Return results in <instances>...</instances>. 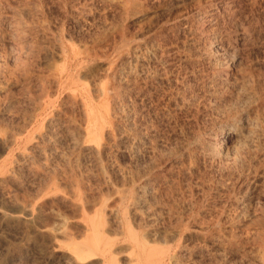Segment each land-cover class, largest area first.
Wrapping results in <instances>:
<instances>
[{
    "label": "rangeland",
    "instance_id": "rangeland-1",
    "mask_svg": "<svg viewBox=\"0 0 264 264\" xmlns=\"http://www.w3.org/2000/svg\"><path fill=\"white\" fill-rule=\"evenodd\" d=\"M83 1H86V2L83 3ZM228 1L230 2V6H229L230 11L223 13L221 11L220 5ZM216 5L217 7H215ZM204 11H210L209 13L211 15L206 14L204 16L205 14ZM199 16H200V19H199ZM216 18L218 19V21ZM0 20H1L0 21V264H67V263L68 264H80V263H77L73 257L74 256L72 252L73 244L76 242L82 241V240L84 241L85 238L89 239L88 237L90 236L92 237H90L89 240H92L93 237L95 236V232L93 231L95 227V223H96V226H97V223H100V225L98 224L97 230H99V233H100L99 235L101 237L100 238L97 237V238L102 240L100 241L102 242V244L100 243L98 246L99 248L97 247V249H95V251L99 250L96 252V253L98 252L99 253L88 264H95V263L101 264V260L103 258L102 256L99 257L101 253L100 251L103 249V244L104 243L106 244L107 238L112 237L111 239L115 243L114 248L122 247L121 249H126V247L129 248L131 246L130 237H129L130 233L135 234L136 231H138L136 234L140 235L139 236L140 238L143 237L144 239L145 237L146 239L148 237L146 240H148L151 243V245L155 244L154 246L156 249L169 247L171 251L170 255L172 257L173 256L177 257V260H178V261H173L172 264H205V263L206 264H244V263L245 264H250V263L251 264H264V228H263L264 227V206H263L264 205V192H262L264 191L263 189V186H264L263 185L264 184V171H263L264 154L262 155V153L264 152V146H263L264 145L263 143L264 142V135H263L264 134V129H263L264 128V125H263L264 124V80H263L264 79V61H263L264 58H262L264 57V50H263L264 49L263 47L264 46V41H263L264 40V0H236V1L235 0H221V1L220 0H0ZM202 20L204 21L202 22ZM241 20L242 22H244L243 24ZM231 21L233 22L235 21V22L233 23ZM237 21L240 25L237 23ZM193 26L196 28H194ZM211 26L212 28H210ZM240 29L246 34L245 35L246 37L244 39H241V36L238 35L241 32L239 31ZM164 31L166 32V34L163 33ZM215 31L217 32L215 33ZM220 31L222 33H220ZM168 35L170 37H168ZM211 35H213L214 37ZM225 35L227 36L229 35V36L227 37ZM178 36L181 40L177 38ZM143 37L144 39H142ZM158 40H160V42ZM168 44H170V46ZM178 46H179V49L177 48ZM188 46L189 47L191 46V47L188 48ZM137 48L139 51L137 50ZM143 48H145V50H143ZM63 52L65 53L64 55H63ZM144 52L146 55L144 54ZM207 52L208 53L210 52V53L207 54ZM134 53H136L137 55L135 54L134 56ZM158 53H160L161 55H157ZM163 53L164 54L166 53V54L164 55ZM180 54L183 56H180ZM189 54H191V56ZM172 55L173 56L175 55V56L173 57ZM185 55L187 56L189 55V58L186 57ZM13 57L15 60L13 59ZM154 58L158 60L153 61ZM166 59L167 61H169L170 59L169 63H171V68L169 70L168 69L166 70L164 64L162 63V62H165ZM141 60L144 62L141 63ZM173 60L177 62V67L175 65L176 63ZM191 62L194 65L196 62L195 69L197 70V72L202 71L201 72L202 74L200 73V75H203L202 76L203 78L197 77L194 80H192V84H193L192 88L190 89L189 92H187V95H186L187 99L183 100L181 97L182 94H180V91L178 90V87L180 85L179 79L181 81L187 78L189 69H187L186 67L187 65H190ZM139 63L142 64V66H140ZM183 63H184V66H183ZM203 63L204 64L206 63V65H204ZM144 64L146 65L148 64L147 66L149 68ZM134 66L137 67V70ZM141 68L144 71H140ZM147 69L148 71L149 70L151 71L148 72ZM258 71H259V74H258ZM234 72H235V75H234ZM162 73H164V76ZM176 73L178 74V76L176 75ZM181 73L184 75H182ZM248 73L250 75H248ZM107 75L110 77H108ZM209 75L210 77H208ZM162 76L164 77L163 79L160 78ZM124 77H126L127 79ZM204 78H207V79L210 78L213 80L212 88H209V90L212 89V94L211 92H207V88L203 84ZM150 80H153V81L151 82ZM260 80L261 81L263 80L262 81L263 83ZM255 82L257 85H255ZM114 83L116 84V86ZM152 83H155V84L152 85ZM154 85H156L157 87ZM128 86L130 87L132 86V88ZM134 86L137 88V89L135 88L136 90L133 89ZM171 86H172V89H171ZM201 88H202V92H200ZM106 89L107 90L109 89V90L105 91ZM250 90L252 91L256 90V91L252 92ZM129 91L130 93H128ZM141 94L143 98L141 97ZM205 94H207L208 96ZM127 95L130 98H127ZM79 97L81 98L79 99ZM215 97L217 98V100ZM135 98L137 99V102L135 101L136 100ZM257 98L259 100H257ZM173 99L176 101H174ZM179 100L182 102H180ZM87 102L89 104H87ZM186 103L187 105H185ZM170 104L171 106H169ZM175 105L177 106L175 107ZM201 105L204 107V109ZM194 107L196 108L194 109ZM67 108L68 109L70 108L69 109L70 111ZM121 108L123 111H121ZM86 109H88V111ZM254 109H255V112H254ZM258 109L260 110V112H258ZM175 111L176 112L178 111L177 114H175L176 113ZM78 112H80L79 115H78ZM119 113L121 114L119 115ZM193 114L195 115V117H193L194 116ZM256 114L257 115L260 114V116L256 117L257 116ZM82 115L86 118H84ZM203 115L204 116L207 115V118H205L206 116L204 117ZM259 119H261V121ZM204 122H205V125H204ZM116 123L117 125H115ZM219 123H222V124H219ZM130 126L132 129L130 128ZM123 127H126L127 129ZM88 128H89V131H88ZM91 128L93 129L91 130ZM236 128H239V129L236 130ZM80 129H82L81 132H80ZM123 129H125L126 131H124ZM63 130L65 131L63 132ZM128 130H129V133H128ZM206 131H208V133ZM53 132H55V134ZM79 132L82 137L80 136V134H78ZM67 133L71 135H68ZM209 135L211 139L209 138ZM250 135L252 136L253 139L251 138ZM86 136L88 137L86 138ZM125 136L127 137L128 140H125L126 139ZM141 136L142 138H140ZM238 136L239 138H237ZM89 137L91 140L89 139ZM109 138H111L110 140L111 143L109 142ZM200 138H202L203 140ZM215 138L220 140L219 150L221 149L220 156L223 159L222 162L230 161L228 159H230L231 157L233 158L234 150L232 151V147L233 149H235V147L237 146L238 150L241 151V155L243 157L244 162L242 161L243 163L238 165V167H236L237 169L234 168L233 169L234 171L233 170L231 171L232 173L231 172L228 173L224 171L221 168V164L220 162H218V159L213 158L210 153V149H209L210 147L208 148V146H210L211 142L216 141ZM223 138L225 142L223 141ZM259 138L262 139L263 141L262 140L260 141ZM69 139L71 140L69 141ZM85 139L86 140L88 139L87 141L89 143L86 142ZM196 139L197 140L200 139V140L197 141ZM248 139L250 140V144L248 142L249 141ZM232 140H234L233 141L234 146H232L233 144L230 142ZM92 143L93 145H91ZM124 143L126 144L130 143V144L126 145ZM56 145L59 147H57ZM90 145L93 148L94 147L95 148L93 149ZM111 145H112V148H111ZM229 145H231V147ZM252 145H254L255 147H253ZM127 146L129 149L127 148ZM156 146L158 147V149ZM226 146L229 147L230 150ZM96 147H98V149ZM88 148H89V151L92 153V155L90 154V156L88 154L89 151H87ZM92 150L94 151L98 150V152L95 153ZM145 150H148V151H145ZM153 150L155 151L153 152ZM159 150L161 153L159 152ZM64 152L66 155L64 154ZM227 152H228V155H227ZM54 153L58 156L54 155ZM198 154H200V157H198L199 156ZM108 156L109 157L112 156L113 158L110 157L111 158L110 159ZM185 156L187 157V159ZM181 158L183 159L181 160ZM256 158L258 159V161ZM74 159L77 160L78 162L75 161ZM196 159H198L199 161ZM210 159H211V162L209 161ZM246 159H248L250 163L246 162L248 161ZM147 161L150 163H147ZM42 162L44 163L42 164ZM208 162H210V164ZM212 162H215V163H212ZM254 163L257 165H255ZM160 164L161 165L163 164V165L161 166ZM174 164L176 167L174 166ZM258 164L260 165V167ZM150 165H151V168L149 167ZM205 165L206 167L204 168L203 166ZM35 166H36V169H35ZM167 166H171V167L166 168ZM48 167L49 169H47ZM213 167H214V170H213ZM173 169L174 170L177 169V170L174 171ZM179 170L181 172H179ZM60 171L61 172L63 171V172L61 173ZM183 171L185 174L182 173ZM180 174L182 175L183 178L180 177L181 176ZM183 174L185 176H183ZM217 175L220 176V178H216L218 177ZM234 175H237V176H234ZM64 177H66L67 181ZM86 177H88L89 179ZM101 177L102 179H100ZM169 177L173 179L171 180ZM228 177H230V179ZM74 178H77V179L74 180ZM204 178L207 181L206 183H205ZM86 179H88V181ZM161 179H162V182H161ZM208 180L210 181V183H208L209 182ZM237 180L239 184L235 182ZM169 181H172V182H169ZM54 182H56V184ZM241 182H244V183H241ZM246 182H250V183H246ZM51 183L53 186L51 185ZM73 183L75 184V186H73ZM80 183L82 184L84 183L82 185L83 188H81ZM163 183L166 185H163ZM198 183L201 184L203 187L201 185L199 187ZM214 183H217L219 186ZM228 183H230L229 186H227ZM159 184L160 185L162 184V185L160 186ZM167 184L169 185V188L167 187L168 186ZM77 185H79V188ZM159 186L162 188L160 189ZM45 187L47 188L50 187V190H48ZM204 187H207V188L210 187V189H206V188L204 189ZM243 187H245L246 188L245 190L247 191L244 190L243 192L242 191V189H244ZM135 188L138 190H136ZM215 188L216 190H214ZM83 189H86V190L83 191ZM258 189H259V192H258ZM168 190L170 192H167ZM208 190L210 191V193L212 192L214 196L212 195V193L210 194ZM239 190L240 192H236ZM260 190L262 191L260 192ZM70 191L71 192L73 191V192L71 193ZM67 192L71 193L73 196L70 197L69 193ZM207 193L210 194L211 196L208 195ZM84 195L86 197H84ZM152 195L156 197L153 196L154 197L153 198L151 197ZM157 195H158V198H157ZM121 196H124V197H121ZM260 196L262 197V199H260L261 198ZM217 197L218 198L220 197V198L218 199ZM59 199L61 201H63L64 199L65 200L61 202L59 201ZM164 199L166 200L164 201ZM199 200L201 203L199 202ZM79 201H82V202H79ZM156 201H158L161 206ZM169 201H171L172 203H170ZM186 201H188L189 203L188 202L187 203L190 205L186 204L185 203ZM164 202H166V206ZM86 203H89V204H86ZM178 203L180 205H178ZM247 203L249 204V206ZM255 203L256 205H254ZM69 204H71L74 208L76 206H79V207H76L74 211L72 206H70ZM151 204H154V205H151ZM196 204L199 206H197ZM221 204L223 206H220ZM89 205L90 206L92 205L91 206L92 209H90ZM146 205L148 206L149 210L147 209ZM210 205L213 207H210ZM239 205H241V207ZM250 205H252V207H250ZM253 205L255 208L253 207ZM82 206L84 207V209ZM171 206L172 207L175 206V207L172 208ZM31 207L33 210L31 209ZM159 207L162 209H160ZM229 207L232 209L231 213H230L231 209ZM24 208L26 209L24 210ZM201 208L203 210H201ZM123 209L125 212L123 211ZM177 209H178V212L175 213ZM254 209L256 211H254ZM78 210L81 212L82 215L80 214V212H77ZM83 210H86V211H83ZM120 210H122V212L124 213H122ZM22 211L23 212L25 211V213L23 214ZM41 211H43V213H41ZM94 211H96V213H94ZM132 211L133 213H131ZM211 211L214 212L217 216H215L214 213H212ZM217 211L218 213H216ZM227 211H229L230 214ZM233 211H235V213H233ZM103 212L105 213L103 214ZM160 212L164 214L161 215ZM258 212L260 214H258ZM173 213L175 214L179 213V215H175ZM188 213H190V215ZM105 215L106 217L103 218ZM199 215H202V216H199ZM230 215L232 216L230 217ZM237 215H239V217ZM112 216L114 217L115 221L113 220ZM147 216H149L148 217L149 219L147 218ZM159 216H162L164 218L159 217ZM204 216L206 217V220ZM84 217H85V220H83ZM140 217L142 218L143 221L140 220L141 219ZM145 217L149 221L146 219L147 220L146 222V220L144 219ZM153 217L155 220L153 219ZM165 217L167 219L168 218L170 219L172 218V219L167 220L165 219ZM210 217L211 219L212 218L213 219L211 220ZM181 218L182 219L184 218V219L182 220ZM201 218L203 219L201 220ZM216 218L218 220H216ZM223 218H225L224 221L227 220V222H224V221H223L224 223L221 222ZM230 218H231V221H228L230 220ZM11 219H12V222H11ZM133 219L134 221L137 219L138 222L135 221L136 222L135 224ZM156 219H157V223H159V226L155 222ZM185 219L187 222L185 221ZM252 219L254 220V222L251 221ZM160 220L162 221V223ZM165 220L167 221L164 222ZM199 220H201V223H199L200 222ZM208 220H211V221H208ZM239 220L241 221V224ZM176 221L179 222L178 225ZM242 221L245 224L247 223L248 227L249 226L250 227L248 228ZM247 221L248 222L251 221V222L248 223ZM124 222H126L128 225H126V223ZM137 223L139 224L140 227L137 225ZM168 223H170L171 225L169 226ZM250 223L251 224L253 223L254 226L250 225ZM133 224H135L136 226ZM194 224H196L197 227ZM199 224H201L202 226ZM77 225L80 228H77ZM91 225H94V227L90 228ZM210 225H212V227H210ZM115 226H117V228ZM125 226H126V229H128L127 231L128 234L125 232L126 231ZM99 227L100 228L103 227V229L100 231ZM111 228H114V229L116 228V230L118 229V231H120L121 229L122 232L121 231H120L121 233L118 231L115 232V230ZM135 228H137L138 230ZM170 228L172 230H170ZM184 228L185 229L188 228V229L185 230ZM164 229L166 230V233L164 232ZM256 229L258 230L255 231ZM68 230L70 231V233ZM111 230H113L112 233L110 232ZM148 230L151 232H149ZM102 231L104 233H102ZM188 231L191 233H189ZM213 231L215 232L213 233ZM43 232L45 233V235ZM63 233H65V236H63L64 235ZM68 235H72V237ZM73 236L75 237V239ZM116 236L119 239H117ZM166 236L168 237V240L166 239L167 238ZM250 237H254V238H250ZM113 238H115V241ZM188 238H191V239H189L188 241ZM66 239H68L67 240L68 242L66 241ZM200 239L202 240V242ZM127 241L129 243H127ZM169 242L171 243L168 244ZM253 242L254 244H252ZM181 243H184V244L181 245ZM239 244H241V246ZM221 245H223V247ZM250 245L252 248L250 247ZM39 247L40 249H38ZM193 248L194 249L197 248L198 250L197 249L194 250ZM253 248H256V250ZM226 249H229V250L226 251ZM235 249H238V251ZM255 251L256 252L258 251V252L256 253ZM253 255H254V258H253ZM123 256L121 255L120 259L127 260V257H129L128 254H123ZM211 256L213 257L215 256L216 258L214 257L213 259V257ZM246 257L249 260H247ZM199 259H202V260H199ZM168 261L166 260L164 264H167V263L171 264V262L170 261L168 262Z\"/></svg>",
    "mask_w": 264,
    "mask_h": 264
},
{
    "label": "bare ground",
    "instance_id": "bare-ground-1",
    "mask_svg": "<svg viewBox=\"0 0 264 264\" xmlns=\"http://www.w3.org/2000/svg\"><path fill=\"white\" fill-rule=\"evenodd\" d=\"M221 1V0H220ZM236 1V0H235ZM84 2H86V1H83V3ZM75 3V2H74ZM213 3V2H212ZM211 3V4H212ZM20 4H21V2H20ZM176 4V3H175ZM207 4V3H206ZM74 5V4H73ZM77 5V4H76ZM214 5V4H213ZM244 5V4H243ZM206 6V5H205ZM229 6H230V2L228 1V2H224L222 5H220V8H221V11L223 12V13H225V12H227V11H230L229 10ZM204 7V6H203ZM215 7H217V5L215 6ZM250 7V6H249ZM200 8V7H199ZM3 9V8H2ZM207 9V8H206ZM197 10V9H196ZM213 10V9H212ZM234 10V9H233ZM237 10V9H236ZM242 10V9H241ZM257 10V9H256ZM84 11V10H83ZM89 11V10H88ZM200 11V10H199ZM202 11V10H201ZM210 11H204V16L207 14V15H209L210 13H209ZM248 12V11H247ZM13 13V12H12ZM83 13H85V12H83ZM196 13V12H195ZM203 13V12H202ZM237 13H239V12H237ZM11 14V13H10ZM216 14V13H215ZM219 14V13H218ZM230 14V13H229ZM12 15V14H11ZM17 15V14H16ZM211 15V14H210ZM213 15V14H212ZM228 15V14H227ZM196 16V15H195ZM223 16H224V14H223ZM238 16V15H237ZM193 17V16H192ZM202 17V16H201ZM220 17V16H219ZM218 17V18H219ZM231 17V16H230ZM211 18H213V17H211ZM234 18V17H233ZM232 18V19H233ZM239 18H240V16H239ZM250 18V17H249ZM248 18V19H249ZM9 19V18H8ZM93 19V18H92ZM188 19V18H187ZM199 19H200V16H199ZM204 19V18H203ZM206 19V18H205ZM217 19V18H216ZM221 19H222V17H221ZM231 19V18H230ZM5 20V19H4ZM190 20V19H189ZM188 20V21H189ZM193 20V19H192ZM208 20H209V18H208ZM1 21V20H0ZM11 21V20H10ZM161 21V20H160ZM181 21V20H180ZM194 21H195V19H194ZM204 20H202V22H203ZM215 21V20H214ZM217 21H218V19H217ZM225 21V20H224ZM230 21V20H229ZM252 21V20H251ZM82 22V21H81ZM208 22V21H207ZM216 22V21H215ZM231 22H233V21H231ZM235 22V21H234ZM233 22V23H234ZM241 22H242V20H241ZM258 22V21H257ZM76 23V22H75ZM199 23H200V21H199ZM209 23V22H208ZM212 23H214V22H212ZM221 23H223V22H221ZM237 23H238V21H237ZM244 22H242V24H243ZM90 24V23H89ZM180 24V23H179ZM197 24V23H196ZM239 24V23H238ZM175 25V24H174ZM240 25V24H239ZM254 25V24H253ZM90 26V25H89ZM190 26V25H189ZM221 26V25H220ZM242 26V25H241ZM81 27V26H80ZM179 27V26H178ZM194 27V26H193ZM89 28V27H88ZM173 28V27H172ZM177 28V27H176ZM191 28H192V26H191ZM194 28H196V27H194ZM200 28V27H199ZM210 28H212V26L210 27ZM243 28V27H242ZM97 29V28H96ZM178 29V28H177ZM185 29V28H184ZM216 29H217V27H216ZM221 29V28H220ZM225 29H227V28H225ZM179 30V29H178ZM206 30V29H205ZM230 30V29H229ZM238 30V29H237ZM250 30V29H249ZM257 30H259V29H257ZM148 31V30H147ZM163 31V30H162ZM161 31V32H162ZM167 31V30H166ZM189 31H190V29H189ZM236 31V30H235ZM239 31H241V29L239 30ZM254 31V30H253ZM153 32V31H152ZM151 32V33H152ZM160 32V31H159ZM217 31H215V33H216ZM163 33H165L166 34V32L164 31ZM194 33V32H193ZM198 33V32H197ZM205 33V32H204ZM219 33V32H218ZM220 33H222L221 31H220ZM253 33V32H252ZM258 33V32H257ZM86 34H87V32H86ZM145 34V33H144ZM158 34V33H157ZM171 34V33H170ZM206 34V33H205ZM224 34V33H223ZM222 34V35H223ZM77 35V34H76ZM156 35V34H155ZM172 35V34H171ZM186 35V34H185ZM236 35V34H235ZM238 35H240L241 36V39H244L246 36V34L243 32V31H241ZM257 35V34H256ZM10 36V35H9ZM87 36V35H86ZM151 36V35H150ZM211 36H213V35H211ZM225 36H227V35H225ZM229 36V35H228ZM227 36V37H228ZM168 37H170L169 35H168ZM175 37V36H174ZM196 37V36H195ZM207 37V36H206ZM214 37V36H213ZM212 37V38H213ZM218 37H219V35H218ZM224 37V36H223ZM232 37H233V35H232ZM258 37V36H257ZM89 38V37H88ZM177 38H179V36L177 37ZM188 38H189V36H188ZM249 38V37H248ZM260 38V37H259ZM142 39H144V37L142 38ZM180 39V38H179ZM184 39V38H183ZM182 39V40H183ZM204 39V38H203ZM218 39V38H217ZM238 39V38H237ZM247 39V38H246ZM141 40V39H140ZM156 40V39H155ZM181 40V39H180ZM196 40V39H195ZM213 40V39H212ZM230 40V39H229ZM263 40V39H262ZM138 41V40H137ZM159 42H160V40H158ZM163 41V40H162ZM161 41V42H162ZM220 41H222V40H220ZM225 41V40H224ZM264 41V40H263ZM135 42V41H134ZM152 42V41H151ZM154 42V41H153ZM156 42V41H155ZM164 42V41H163ZM168 42V41H167ZM197 42V41H196ZM227 42H228V40H227ZM226 42V43H227ZM253 42V41H252ZM199 43V42H198ZM210 43V42H209ZM219 43V42H218ZM258 43V42H257ZM134 45V44H133ZM152 45V44H151ZM169 46H170V44H168ZM172 45V44H171ZM178 45V44H177ZM62 46V45H61ZM181 46V45H180ZM187 46V45H186ZM185 46V47H186ZM196 46V45H195ZM259 46V45H258ZM65 47V46H64ZM137 47V46H136ZM140 47V46H139ZM138 47V48H139ZM143 47H145V46H143ZM191 47V46H190ZM189 46H188V48H190ZM225 47H226V45H225ZM241 47V46H240ZM264 47V46H263ZM138 48H137V50H138ZM152 48V47H151ZM157 48V47H156ZM170 48V47H169ZM178 49H179V46L177 47ZM183 48V47H182ZM193 48V47H192ZM227 48H228V46H227ZM262 48V47H261ZM261 48H259V49H261ZM136 49V48H135ZM150 49V48H149ZM175 49H176V47H175ZM180 49H181V47H180ZM196 49V48H195ZM200 49V48H199ZM208 49V48H207ZM216 49V48H215ZM218 49V48H217ZM143 50H145V48H143ZM159 50V49H158ZM186 50V49H185ZM198 50V49H197ZM244 50V49H243ZM242 50V51H243ZM247 50V49H246ZM258 50V49H257ZM264 50V49H263ZM59 51V50H58ZM72 51V50H71ZM139 51V50H138ZM147 51V50H146ZM165 51H166V49H165ZM171 51H172V49H171ZM173 51H174V49H173ZM176 51V50H175ZM190 51H192V50H190ZM213 51V50H212ZM211 51V52H212ZM216 51V50H215ZM219 51V50H218ZM221 51V50H220ZM235 51V50H234ZM261 51V50H260ZM64 52H65V50H64ZM63 52V55L65 54ZM135 52V51H134ZM150 52V51H149ZM154 52V51H153ZM182 52V51H181ZM206 52V51H205ZM241 52V51H240ZM246 52V51H245ZM257 52V51H256ZM62 53V52H61ZM80 53V52H79ZM137 53V52H136ZM136 53H134V56H135V54ZM141 53H142V51H141ZM155 53V52H154ZM154 53H152V54H154ZM210 53V52H209ZM208 52H207V54H209ZM213 53V52H212ZM217 53V52H216ZM221 53V52H220ZM243 53V52H242ZM259 53V52H258ZM257 53V54H258ZM133 54V53H132ZM144 54H145V52H144ZM164 54V53H163ZM166 54V53H165ZM164 54V55H165ZM174 54V53H173ZM177 54V53H176ZM192 54V53H191ZM191 54H189L190 56H191ZM195 54H197V53H195ZM204 54H206V53H204ZM214 54V53H213ZM218 54V53H217ZM241 54V53H240ZM245 54V53H244ZM253 54H255V53H253ZM256 54V55H257ZM262 54V53H261ZM15 55V54H14ZM82 55V54H81ZM137 55V54H136ZM139 55V54H138ZM146 55V54H145ZM148 55H149V53H148ZM157 55H161L160 53H158ZM168 55V54H167ZM178 55V54H177ZM189 55L187 56V55H185L186 57H188L189 58ZM194 55V54H193ZM216 55V54H215ZM214 55V56H215ZM237 55V54H236ZM55 56V55H54ZM79 56H80V54H79ZM152 56V55H151ZM169 56V55H168ZM173 56V55H172ZM175 56V55H174ZM173 56V57H174ZM180 56H183V55H181L180 54ZM196 56H198V55H196ZM239 56V55H238ZM253 56H255V55H253ZM252 56V57H253ZM262 56V55H261ZM77 57H78V55H77ZM126 57V56H125ZM194 57V56H193ZM207 57V56H206ZM216 57V56H215ZM214 57V58H215ZM23 58H25V57H23ZM65 58V57H64ZM131 58H132V56H131ZM134 58V57H133ZM156 58H158V57H156ZM187 58V59H188ZM221 58V57H220ZM262 58H264V57H262ZM13 59H14V57H13ZM80 59V58H79ZM128 59V58H127ZM135 59V58H134ZM150 59V58H149ZM198 59V58H197ZM239 59V58H238ZM252 59V58H251ZM15 60V59H14ZM142 60H143V58H142ZM141 60V63L142 62H144V61H142ZM154 60H156L155 58L153 59V61ZM158 60V59H157ZM156 60V61H157ZM175 60V59H174ZM173 60V61H174ZM190 60V59H189ZM188 60V61H189ZM208 60V59H207ZM211 60V59H210ZM253 60V59H252ZM257 60H259V59H257ZM10 61H11V59H10ZM77 61V60H76ZM122 61V60H121ZM124 61H125V59H124ZM132 61V60H131ZM152 61V62H153ZM169 61H170V59H169ZM169 61H167V59H166V61L165 62H162L163 64H164V66H165V68H166V70L168 69H170L171 68V63H169ZM183 61V60H182ZM187 61V62H188ZM195 61V60H194ZM222 61V60H221ZM263 61H264V59H263ZM135 62V61H134ZM159 62V61H158ZM171 62H172V60H171ZM175 62V61H174ZM190 62V61H189ZM197 62H198V60H197ZM201 62H202V60H201ZM213 62V61H212ZM225 62V61H224ZM250 62V61H249ZM249 62H248V64H249ZM256 62V61H255ZM125 63V62H124ZM176 64V67H177V62H175ZM178 63H179V61H178ZM218 63V62H217ZM137 64V63H136ZM140 64V63H139ZM152 64V63H151ZM156 64V63H155ZM181 64V63H180ZM199 64H200V62H199ZM204 64V63H203ZM257 64V63H256ZM144 65H146V64H144ZM148 65V64H147ZM146 65V66H147ZM160 65H162V64H160ZM173 65V64H172ZM195 65H196V62H195ZM195 65L191 62V64L190 65H187V69H189L188 70V75H187V73H186V75H187V78L186 79H184V80H181L180 81V79H179V82H180V85H179V87H178V90L180 91V94H182V99L184 100H186L187 98H186V95H187V92H189L190 91V89L192 88V80H194L195 78H197V77H202L203 75H200V73L202 72H197V70L195 69ZM204 65H206V63L204 64ZM219 65V64H218ZM243 65V64H242ZM245 65V64H244ZM247 65V64H246ZM251 65H252V63H251ZM261 65H263V64H261ZM136 66V65H135ZM134 66V67H135ZM140 66H142V64H140ZM150 66V65H149ZM153 66V65H152ZM152 66H151V68H152ZM183 66H184V63H183ZM198 66V65H197ZM214 66V65H213ZM239 66V65H238ZM148 67V66H147ZM157 67V66H156ZM160 67V66H159ZM175 67V66H174ZM204 67V66H203ZM202 67V68H203ZM244 67V66H243ZM116 68V67H115ZM128 68V67H127ZM136 68V70H137V67H135ZM149 68V67H148ZM154 68V67H153ZM132 69H133V67H132ZM142 69V68H141ZM140 69V71H144L143 69L141 70ZM159 69V68H158ZM162 69V68H161ZM174 69V68H173ZM183 69V68H182ZM199 69H201V68H199ZM198 69V70H199ZM212 69H214V68H212ZM102 70V69H101ZM119 70V69H118ZM121 70H123V69H121ZM130 70V69H129ZM160 70V69H159ZM158 70V71H159ZM172 70V69H171ZM241 70H242V68H241ZM251 70V69H250ZM253 70H255V69H253ZM81 71V70H80ZM105 71V70H104ZM135 71V70H134ZM147 71H148V69H147ZM149 71H151V70H149ZM148 71V72H149ZM152 71H153V69H152ZM200 71V70H199ZM203 71H204V69H203ZM221 71V70H220ZM252 71V70H251ZM120 72V71H119ZM162 72H164V71H162ZM168 72V71H167ZM172 72V71H171ZM177 72V71H176ZM240 72V71H239ZM248 72H250V71H248ZM17 73V72H16ZM111 73H112V71H111ZM133 73V72H132ZM135 73V72H134ZM138 73V72H137ZM136 73V74H137ZM144 73H146V72H144ZM153 73V72H152ZM197 73H199V74H197ZM207 73V72H206ZM257 73V72H256ZM262 73V72H261ZM18 74V73H17ZM116 74V73H115ZM118 74V73H117ZM122 74V73H121ZM151 74V73H150ZM163 74V76H164V73H162ZM167 74V73H166ZM170 74V73H169ZM182 74V73H181ZM202 74V73H201ZM241 74V73H240ZM258 74H259V71H258ZM257 74V75H258ZM71 75V74H70ZM81 75V74H80ZM110 75V74H109ZM133 75V74H132ZM168 75V74H167ZM173 75V74H172ZM175 75V74H174ZM176 75L178 76V74L176 73ZM175 75V76H176ZM182 75H184V74H182ZM207 75V74H206ZM218 75V74H217ZM227 75V74H226ZM234 75H235V72H234ZM248 75H250L249 73H248ZM78 76V75H77ZM108 76V75H107ZM113 76V75H112ZM123 76V75H122ZM121 76V77H122ZM146 76V75H145ZM154 76V75H153ZM158 76V75H157ZM160 77V78H164V77ZM170 76V75H169ZM219 76V75H218ZM223 76H225V75H223ZM239 76V75H238ZM255 76V75H254ZM261 76V75H260ZM108 77H110V76H108ZM148 77V76H147ZM155 77V76H154ZM204 77H206V76H204ZM208 77H210V75L208 76ZM216 77V76H215ZM228 77V76H227ZM262 77V76H261ZM114 78V77H113ZM112 78V79H113ZM124 78H126V77H124ZM129 78V77H128ZM138 78V77H137ZM151 78H152V76H151ZM157 78V77H156ZM175 78V77H174ZM180 78V77H179ZM184 78V77H183ZM203 78V77H202ZM222 78H224V77H222ZM232 78V77H231ZM254 78V77H253ZM79 79V78H78ZM121 79V78H120ZM127 79V78H126ZM147 79V78H146ZM172 79V78H171ZM207 78H204L203 79V84H204V86L207 88V92H211V94H212V89L211 90H209V88H212V85H213V80L212 79H210V78H208L207 80H206ZM233 79V78H232ZM232 79H230V80H232ZM237 79V78H236ZM249 79V78H248ZM117 80V79H116ZM125 80V79H124ZM158 80V79H157ZM174 80V79H173ZM202 80V79H201ZM241 80H243V79H241ZM251 80H253V79H251ZM264 80V79H263ZM262 80V81H263ZM67 81H68V79H67ZM73 81V80H72ZM112 81V80H111ZM118 81V80H117ZM122 81H123V79H122ZM130 81V80H129ZM151 82L153 81V80H150ZM178 81V80H177ZM195 81H197V80H195ZM261 81V80H260ZM261 81V82H262ZM91 82V81H90ZM107 82H108V80H107ZM148 82V81H147ZM150 82V83H151ZM157 82V81H156ZM169 82V81H168ZM221 82V81H220ZM231 82V81H230ZM234 82V81H233ZM252 82V81H251ZM254 82V81H253ZM257 82V81H256ZM256 82H255V85H257L256 84ZM260 82V83H261ZM75 83V82H74ZM73 83V84H74ZM118 83V82H117ZM131 83V82H130ZM129 83V84H130ZM134 83V82H133ZM149 83V84H150ZM177 83V82H176ZM175 83V84H176ZM227 83V82H226ZM225 83V84H226ZM235 83V82H234ZM240 83V82H239ZM263 83V82H262ZM261 83V84H262ZM69 84V83H68ZM70 84H71V82H70ZM111 84V83H110ZM115 84V83H114ZM113 84V85H114ZM141 84V83H140ZM153 84H155V83H152V85ZM198 84V83H197ZM200 84V83H199ZM217 84H218V82H217ZM241 84V83H240ZM240 84H238V85H240ZM43 85H44V83H43ZM77 85V84H76ZM91 85V84H90ZM99 85V84H98ZM98 85H97V87H98ZM112 85V84H111ZM122 85V84H121ZM131 85H133V84H131ZM169 85H170V83H169ZM227 85V84H226ZM233 85V84H232ZM73 86V85H72ZM95 86V85H94ZM93 86V87H94ZM115 86H116V84H115ZM154 86H156V85H154ZM160 86V85H159ZM178 86V85H177ZM176 86V87H177ZM225 86V85H224ZM236 86V85H235ZM254 86V85H253ZM252 86V87H253ZM260 86V85H259ZM128 87H130V86H128ZM157 87V86H156ZM200 87V86H199ZM226 87V86H225ZM224 87V88H225ZM230 87H232V86H230ZM229 87V88H230ZM110 88H112V87H110ZM125 88V87H124ZM126 88H127V86H126ZM130 88H132V86L130 87ZM136 87L134 86V88L133 89H135ZM149 88V87H148ZM175 88V87H174ZM235 88H237V87H235ZM255 88V87H254ZM258 88V87H257ZM260 88V87H259ZM97 89V88H96ZM95 89V90H96ZM137 89V88H136ZM135 89V90H136ZM151 89V88H150ZM150 89H149V91H150ZM153 89V88H152ZM156 89V88H155ZM171 89H172V86H171ZM252 89V88H251ZM37 90V89H36ZM72 90V89H71ZM109 90V89H108ZM107 89L105 90V91H108ZM114 90V89H113ZM131 90V89H130ZM235 90V89H234ZM238 90V89H237ZM35 91V90H34ZM99 91V90H98ZM111 91V90H110ZM153 91V90H152ZM172 91V90H171ZM176 91V90H175ZM249 91V90H248ZM250 91H252V90H250ZM254 91H256V90H254ZM254 91H252V92H254ZM73 92V91H72ZM125 92V91H124ZM157 92V91H156ZM177 92V91H176ZM200 92H202V88H201V91ZM258 92V91H257ZM95 93V92H94ZM93 93V94H94ZM99 93V92H98ZM128 93H130V91L128 92ZM137 93V92H136ZM135 93V94H136ZM139 93V92H138ZM143 93V92H142ZM149 93V92H148ZM151 93V92H150ZM153 93V92H152ZM167 93V92H166ZM178 93V92H177ZM103 94V93H102ZM132 94V93H131ZM134 94V95H135ZM140 94V93H139ZM145 94V93H144ZM143 94V95H144ZM198 94V93H197ZM200 94V93H199ZM202 94V93H201ZM210 94V93H209ZM214 94V93H213ZM255 94V93H254ZM97 95V94H96ZM95 95V96H96ZM101 95V94H100ZM113 95V94H112ZM169 95H170V93H169ZM205 95H207V94H205ZM262 95V94H261ZM137 96H138V94H137ZM167 96V95H166ZM200 96V95H199ZM208 96V95H207ZM212 96V95H211ZM214 96V95H213ZM256 96H257V94H256ZM141 97H142V94H141ZM151 97V96H150ZM154 97V96H153ZM169 97V96H168ZM180 97V96H179ZM195 97V96H194ZM202 97V96H201ZM251 97H252V95H251ZM263 97V96H262ZM77 98V97H76ZM81 97H79V99H80ZM118 98V97H117ZM127 98H130L128 95H127ZM133 98V97H132ZM131 98V99H132ZM143 98V97H142ZM199 98V97H198ZM209 98H210V96H209ZM216 98V97H215ZM224 98V97H223ZM240 98V97H239ZM136 99V98H135ZM139 99H140V97H139ZM189 99V98H188ZM192 99V98H191ZM190 99V100H191ZM228 99V98H227ZM251 99H253V98H251ZM27 100V99H26ZM69 100V99H68ZM128 100V99H127ZM142 100V99H141ZM140 100V101H141ZM174 100V99H173ZM198 100V99H197ZM210 100V99H209ZM213 100H214V98H213ZM216 100H217V98H216ZM233 100V99H232ZM241 100V99H240ZM243 100V99H242ZM249 100H250V98H249ZM257 100H259L258 98H257ZM80 101V100H79ZM78 101V102H79ZM96 101V100H95ZM136 102H137V99L135 100ZM172 101V100H171ZM170 101V102H171ZM174 101H176V100H174ZM178 101V100H177ZM180 101V100H179ZM188 101V100H187ZM204 101V100H203ZM207 101H208V99H207ZM244 101V100H243ZM252 101V100H251ZM23 102V101H22ZM82 102V101H81ZM121 102V101H120ZM147 102V101H146ZM180 102H182V101H180ZM185 102V101H184ZM189 102V101H188ZM187 102V103H188ZM199 102H201V101H199ZM206 102V101H205ZM221 102H222V100H221ZM220 102V103H221ZM258 102V101H257ZM31 103V102H30ZM33 103V102H32ZM72 103H73V101H72ZM117 103V102H116ZM119 103V102H118ZM176 103V102H175ZM187 103L185 104V105H187ZM219 103V104H220ZM243 103V102H242ZM241 103V104H242ZM256 103V102H255ZM26 104V103H25ZM69 104V103H68ZM87 104H89L88 102H87ZM91 104V103H90ZM123 104V103H122ZM128 104V103H127ZM140 104V103H139ZM183 104V103H182ZM202 104H203V102H202ZM239 104H240V102H239ZM251 104V103H250ZM34 105V104H33ZM73 105V104H72ZM84 105V104H83ZM85 105H86V103H85ZM118 105V104H117ZM120 105V104H119ZM147 105V104H146ZM174 105V104H173ZM192 105V104H191ZM196 105V104H195ZM259 105V104H258ZM21 106V105H20ZM25 106V105H24ZM27 106V105H26ZM68 106V105H67ZM78 106H79V104H78ZM148 106V105H147ZM169 106H171V104L169 105ZM177 105H175V107H176ZM202 106V105H201ZM214 106V105H213ZM221 106H223V105H221ZM70 107V106H69ZM93 107V106H92ZM120 107V106H119ZM183 107H184V105H183ZM182 107V108H183ZM186 107V106H185ZM200 107V106H199ZM203 107V106H202ZM242 107V106H241ZM250 107V106H249ZM257 107V106H256ZM65 108V107H64ZM76 108H78V107H76ZM79 108H80V106H79ZM85 108V107H84ZM88 108V107H87ZM124 108V107H123ZM192 108H193V106H192ZM192 108H191V110H192ZM196 107H194V109H195ZM255 108V107H254ZM260 108V107H259ZM68 109V108H67ZM70 109V108H69ZM68 109V110H69ZM91 109V108H90ZM126 109V108H125ZM125 109H124V111H125ZM181 109V108H180ZM188 109V108H187ZM203 109H204V107H203ZM207 109V108H206ZM218 109V108H217ZM261 109V108H260ZM263 109V108H262ZM67 110V111H68ZM73 110V109H72ZM87 111H88V109H86ZM182 110V109H181ZM180 110V111H181ZM189 110V109H188ZM242 110V109H241ZM249 110V109H248ZM23 111V110H22ZM70 111V110H69ZM76 111V110H75ZM87 111H86V113H87ZM91 111V110H90ZM89 111V112H90ZM121 111H123L122 110V108H121ZM179 111V112H180ZM240 111V110H239ZM238 111V112H239ZM73 112V111H72ZM176 112V111H175ZM178 112V111H177ZM177 112L175 113V114H177ZM189 112V111H188ZM187 112V113H188ZM208 112H210V111H208ZM252 112V111H251ZM254 112H255V109H254ZM258 112H260V110L258 109ZM79 113L80 112H78V115H79ZM167 113V112H166ZM196 113V112H195ZM207 113V112H206ZM214 113V112H213ZM236 113H237V111H236ZM243 113V112H242ZM246 113V112H245ZM96 114V113H95ZM112 114V113H111ZM121 113H119V115H120ZM210 114V113H209ZM235 114V113H234ZM251 114V113H250ZM4 115V114H3ZM57 115V114H56ZM77 115V114H76ZM81 115V114H80ZM89 115H91V114H89ZM181 115V114H180ZM189 115V114H188ZM194 115V114H193ZM208 115V114H207ZM207 115H203L205 118H207ZM216 115H217V113H216ZM215 115V116H216ZM257 115V114H256ZM64 116V115H63ZM68 116H70V115H68ZM83 116V115H82ZM86 116H87V114H86ZM114 116V115H113ZM130 116V115H129ZM175 116V115H174ZM183 116V115H182ZM211 116V115H210ZM215 116H214V118H215ZM221 116V115H220ZM250 116V115H249ZM258 116H260V114L259 115H257L256 117H258ZM84 117V116H83ZM91 117V116H90ZM89 117V118H90ZM99 117V116H98ZM121 117H122V115H121ZM128 117V116H127ZM193 117H195V115L193 116ZM199 117V116H198ZM197 117V118H198ZM200 117H202V116H200ZM251 117V116H250ZM69 118V117H68ZM84 118H86V117H84ZM97 118V117H96ZM221 118V117H220ZM227 118V117H226ZM225 118V119H226ZM243 118H244V116H243ZM262 118V117H261ZM29 119V118H28ZM59 119V118H58ZM81 119V118H80ZM79 119V120H80ZM212 119H213V117H212ZM248 119H250V118H248ZM258 119V118H257ZM53 120V119H52ZM68 120V119H67ZM217 120V119H216ZM219 120V119H218ZM246 120V119H245ZM260 121H261V119H259ZM58 121V120H57ZM64 121V120H63ZM72 121H74V120H72ZM115 121V120H114ZM127 121V120H126ZM204 121V120H203ZM243 121V120H242ZM62 122V121H61ZM81 122V121H80ZM80 122H79V124H80ZM92 122V121H91ZM120 122V121H119ZM118 122V123H119ZM180 122V121H179ZM209 122V121H208ZM222 122V121H221ZM248 122V121H247ZM246 122V123H247ZM68 123V122H67ZM99 123V122H98ZM128 123H130V122H128ZM207 123V122H206ZM245 123V124H246ZM256 123V122H255ZM59 124H60V122H59ZM82 124V123H81ZM88 124V123H87ZM93 124V123H92ZM133 124V123H132ZM162 124V123H161ZM202 124V123H201ZM217 124V123H216ZM219 124H222V123H219ZM257 124V123H256ZM90 125V124H89ZM89 125H88V127H89ZM115 125H117V123L115 124ZM126 125V124H125ZM129 125V124H128ZM204 125H205V122H204ZM264 125V124H263ZM92 126V125H91ZM95 126V125H94ZM93 126V127H94ZM110 126V125H109ZM119 126V125H118ZM122 126V125H121ZM219 126H221V125H219ZM67 127V126H66ZM70 127V126H69ZM97 127V126H96ZM95 127V128H96ZM128 127V126H127ZM190 127V126H189ZM247 127V126H246ZM245 127V128H246ZM71 128V127H70ZM123 128H126V127H123ZM130 128H131V126H130ZM201 128H202V126H201ZM204 128V127H203ZM212 128V127H211ZM262 128V127H261ZM260 128V129H261ZM93 128H91V130H92ZM127 129V128H126ZM132 129V128H131ZM134 129V128H133ZM190 129V128H189ZM234 129V128H233ZM237 129H239V128H236V130ZM259 129V128H258ZM264 129V128H263ZM66 130V129H65ZM65 130H63V132L65 131ZM77 130V129H76ZM81 130L82 129H80V132H81ZM96 130V129H95ZM118 130V129H117ZM124 131H126L125 129H123ZM123 130H122V132H123ZM204 130V129H203ZM235 130V131H236ZM53 131V130H52ZM67 131V130H66ZM88 131H89V128H88ZM87 131V132H88ZM97 131V130H96ZM107 131V130H106ZM200 131V130H199ZM205 131V130H204ZM203 131V132H204ZM213 131V130H212ZM221 131V130H220ZM248 131V130H247ZM246 131V132H247ZM80 132L78 133V134H80ZM108 132V131H107ZM117 132V131H116ZM135 132V131H134ZM171 132V131H170ZM186 132V131H185ZM207 133H208V131H206ZM243 132V131H242ZM54 134H55V132H53ZM58 133H60V132H58ZM71 133V132H70ZM96 133V132H95ZM98 133V132H97ZM110 133V132H109ZM121 133V132H120ZM119 133V134H120ZM128 133H129V130H128ZM128 133H127V135H128ZM174 133V132H173ZM178 133V132H177ZM200 133H202V132H200ZM218 133V132H217ZM224 133H225V131H224ZM261 133V132H260ZM43 134V133H42ZM53 134V135H54ZM66 134V133H65ZM68 135H71V134H69V133H67ZM84 134H85V132H84ZM83 134V135H84ZM123 134V133H122ZM122 134H121V136H122ZM138 134H139V132H138ZM204 134V133H203ZM244 134V133H243ZM45 135V134H44ZM64 135V134H63ZM89 135V134H88ZM97 135V134H96ZM196 135V134H195ZM205 135V134H204ZM203 135V136H204ZM212 135V134H211ZM245 135V134H244ZM248 135V134H247ZM257 135V134H256ZM264 135V134H263ZM52 136V135H51ZM80 136H81V134H80ZM92 136H93V134H92ZM108 136V135H107ZM120 136V135H119ZM131 136V135H130ZM175 136V135H174ZM199 136V135H198ZM220 136V135H219ZM226 136V135H225ZM251 136V135H250ZM46 137V136H45ZM71 137V136H70ZM82 137V136H81ZM88 136H86V138H87ZM104 137H106V136H104ZM126 137V136H125ZM164 137V136H163ZM194 137V136H193ZM196 137V136H195ZM207 137H208V135H207ZM241 137H242V135H241ZM245 137V136H244ZM248 137V136H247ZM255 137V136H254ZM37 138V137H36ZM48 138V137H47ZM58 138H60V137H58ZM65 138V137H64ZM63 138V139H64ZM66 138H67V136H66ZM80 138V137H79ZM83 138H84V136H83ZM140 138H142V136L140 137ZM144 138V137H143ZM191 138V137H190ZM197 138V137H196ZM203 138V137H202ZM202 138H200V139H202ZM209 138H210V135H209ZM236 138V137H235ZM237 138H239V136L237 137ZM251 138H252V136H251ZM72 139V138H71ZM71 139H69V141L71 140ZM89 139H90V137H89ZM132 139V138H131ZM200 139H198V140H200ZM211 139V138H210ZM216 139V138H215ZM247 139V138H246ZM253 139V138H252ZM260 139V138H259ZM34 140H36V139H34ZM40 140V139H39ZM45 140V139H44ZM47 140V139H46ZM49 140V139H48ZM58 140V139H57ZM83 140V139H82ZM81 140V141H82ZM86 140V139H85ZM84 140V141H85ZM88 140V139H87ZM86 140V142H88ZM91 140V139H90ZM97 140V139H96ZM106 140V139H105ZM111 138H109V142L111 143ZM118 140V139H117ZM121 140V139H120ZM125 140H128L127 139V137H126V139ZM125 140H123V141H125ZM133 140V139H132ZM197 140V139H196ZM195 140V141H196ZM197 140V141H198ZM203 140V139H202ZM205 140V139H204ZM207 140V139H206ZM249 140V139H248ZM262 139H260V141H261ZM41 141V140H40ZM62 141V140H61ZM60 141V142H61ZM68 141V140H67ZM122 141V140H121ZM139 141V140H138ZM143 141V140H142ZM184 141V140H183ZM189 141V140H188ZM222 141V140H221ZM223 141H224V138H223ZM233 141L234 140H232V141H230L232 144H233ZM252 141V140H251ZM263 141V140H262ZM108 142V143H109ZM172 142V141H171ZM205 142V141H204ZM225 142V141H224ZM249 142V144H250V140L248 141ZM253 142V141H252ZM252 142H251V144H252ZM52 143V142H51ZM58 143H59V141H58ZM69 143V142H68ZM73 143V142H72ZM89 143V142H88ZM98 143V142H97ZM131 143V142H130ZM130 143H128V144H130ZM197 143V142H196ZM195 143V144H196ZM219 143H220V140L219 139H216V141H214V142H211V144H210V146H208V148L210 149V153H211V155H212V157L213 158H216V159H218V162H220V164H221V168L224 170V171H226V172H228V173H230L234 168H236V167H238V165H240L241 163H243L244 161H243V157H242V155H241V151L240 150H238V147L236 146L235 147V149H233V147H232V151L234 150V155H233V158L231 157L230 159H228V160H230V161H226V162H222V158H221V156H220V151H221V149L219 150ZM230 143V144H231ZM256 143V142H255ZM260 143H262V142H260ZM264 143V142H263ZM33 144V143H32ZM70 144H71V142H70ZM84 144V143H83ZM86 144V143H85ZM101 144V143H100ZM104 144V143H103ZM124 144H126V143H124ZM128 144H126V145H128ZM148 144V143H147ZM226 144V143H225ZM46 145V144H45ZM91 145H93V143L91 144ZM90 145V146H91ZM95 145V144H94ZM113 145V144H112ZM112 145H111V148H112ZM123 145V144H122ZM126 145H125V147H126ZM133 145V144H132ZM135 145H137V144H135ZM139 145V144H138ZM149 145V144H148ZM152 145V144H151ZM150 145V146H151ZM162 145V144H161ZM236 145V144H235ZM49 146V145H48ZM57 146V145H56ZM68 146V145H67ZM70 146V145H69ZM71 146H72V144H71ZM100 146V145H99ZM108 146V145H107ZM115 146V145H114ZM141 146V145H140ZM145 146V145H144ZM154 146V145H153ZM152 146V147H153ZM191 146V145H190ZM189 146V147H190ZM198 146V145H197ZM225 146V145H224ZM228 146V145H227ZM226 146V147H227ZM230 147H231V145H229ZM232 146H234V144L232 145ZM253 147H255L254 145H252ZM251 146V147H252ZM264 146V145H263ZM262 146V147H263ZM36 147V146H35ZM57 147H59V146H57ZM83 147V146H82ZM92 147V146H91ZM129 147H130V145H129ZM131 147H133V146H131ZM139 147V146H138ZM157 147V146H156ZM201 147V146H200ZM226 147H225V149H226ZM250 147V146H249ZM257 147V146H256ZM261 147V148H262ZM31 148H32V146H31ZM33 148H34V146H33ZM53 148V147H52ZM93 148V147H92ZM95 148V147H94ZM93 148V149H94ZM97 149H98V147H96ZM127 148H128V146H127ZM137 148V147H136ZM135 148V149H136ZM143 148V147H142ZM146 148V147H145ZM154 148V147H153ZM165 148V147H164ZM197 148V147H196ZM199 148V147H198ZM222 148V147H221ZM227 148H229V147H227ZM91 149V148H90ZM103 149V148H102ZM110 149V148H109ZM118 149V148H117ZM129 149V148H128ZM134 149V148H133ZM148 149V148H147ZM157 149H158V147H157ZM179 149V148H178ZM181 149V148H180ZM191 149V148H190ZM194 149V148H193ZM254 149V148H253ZM34 150V149H33ZM47 150V149H46ZM69 150V149H68ZM86 150V149H85ZM108 150V149H107ZM114 150V149H113ZM127 150V149H126ZM140 150V149H139ZM149 150V149H148ZM148 150H145V151H148ZM165 150V149H164ZM175 150V149H174ZM229 150H230V148H229ZM87 151H89V148H88V150ZM86 151V152H87ZM92 151H94V150H92ZM100 151V150H99ZM103 151V150H102ZM135 151V150H134ZM155 150H153V152H154ZM181 151V150H180ZM202 151H203V149H202ZM223 151V150H222ZM228 151V150H227ZM259 151V150H258ZM34 152V151H33ZM36 152V151H35ZM39 152V151H38ZM50 152V151H49ZM55 152V151H54ZM95 153L96 152H98V150L96 151H94ZM113 152V151H112ZM117 152V151H116ZM125 152V151H124ZM137 152V151H136ZM152 152V151H151ZM152 152V153H153ZM157 152H158V150H157ZM159 152H160V150H159ZM162 152H164V151H162ZM176 152V151H175ZM179 152V151H178ZM207 152V151H206ZM231 152V151H230ZM254 152H255V150H254ZM40 153H41V151H40ZM81 153V152H80ZM85 153V152H84ZM103 153V152H102ZM130 153V152H129ZM146 153V152H145ZM151 153V154H152ZM161 153V152H160ZM172 153V152H171ZM170 153V154H171ZM177 153V152H176ZM195 153V152H194ZM223 153V152H222ZM226 153V152H225ZM58 154H59V152H58ZM64 154H65V152H64ZM89 156H90V154L92 155V153L89 151ZM87 154V155H88ZM110 154V153H109ZM113 154V153H112ZM135 154V153H134ZM138 154V153H137ZM147 154V153H146ZM149 154H150V152H149ZM148 154V155H149ZM185 154V153H184ZM191 154V153H190ZM193 154V153H192ZM233 154V153H232ZM258 154V153H257ZM256 154V155H257ZM264 154V152L262 153V155ZM29 155V154H28ZM40 155V154H39ZM54 155H56L55 153H54ZM63 155V154H62ZM66 155V154H65ZM71 155V154H70ZM81 155V154H80ZM86 155V156H87ZM173 155V154H172ZM183 155V154H182ZM199 156L198 157H200V154H198ZM227 155H228V152H227ZM34 156H36V155H34ZM38 156V155H37ZM44 156V155H43ZM56 156H58V155H56ZM61 156V155H60ZM88 156V157H89ZM133 156V155H132ZM30 157V156H29ZM80 157V156H79ZM83 157V156H82ZM87 157V158H88ZM92 157V156H91ZM109 157V156H108ZM110 157H112V156H110ZM109 157V158H110ZM150 157V156H149ZM154 157V156H153ZM160 157V156H159ZM163 157V156H162ZM169 157H171V156H169ZM186 157V156H185ZM195 157V156H194ZM262 157V156H261ZM42 158V157H41ZM44 158V157H43ZM95 158V157H94ZM98 158V157H97ZM113 158V157H112ZM134 158V157H133ZM172 158H174V157H172ZM252 158V157H251ZM34 159V158H33ZM45 159V158H44ZM50 159H52V158H50ZM111 159V158H110ZM109 159V160H110ZM183 158H181V160H182ZM186 159H187V157H186ZM192 159V158H191ZM245 159V158H244ZM257 159V158H256ZM256 159H255V161H256ZM259 159H260V157H259ZM264 159V158H263ZM73 160V159H72ZM75 160V159H74ZM91 160V159H90ZM163 160V159H162ZM165 160V159H164ZM179 160V159H178ZM185 160V159H184ZM196 160H198V159H196ZM204 160V159H203ZM246 160H248V159H246ZM245 160V161H246ZM75 161H77V160H75ZM93 161V160H92ZM96 161V160H95ZM150 161V160H149ZM187 161V160H186ZM199 161V160H198ZM210 162H211V159L209 160ZM215 161V160H214ZM243 161V162H242ZM257 161H258V159H257ZM262 161V160H261ZM264 161V160H263ZM37 162V161H36ZM35 162V163H36ZM47 162V161H46ZM45 162V163H46ZM78 162V161H77ZM85 162V161H84ZM98 162V161H97ZM96 162V163H97ZM109 162V161H108ZM151 162V161H150ZM150 162H148L147 161V163H150ZM194 162V161H193ZM192 162V163H193ZM201 162H202V160H201ZM200 162V163H201ZM205 162V161H204ZM203 162V163H204ZM210 162H208L209 164H210ZM246 162H249V160L248 161H246ZM260 162V161H259ZM44 162H42V164H43ZM55 163V162H54ZM87 163V162H86ZM111 163V162H110ZM134 163V162H133ZM140 163V162H139ZM180 163H181V161H180ZM185 163V162H184ZM212 163H215V162H212ZM250 163V162H249ZM252 163V162H251ZM255 163H257V162H255ZM254 163V164H255ZM62 164H64V163H62ZM61 164V165H62ZM74 164V163H73ZM106 164V163H105ZM189 164V163H188ZM218 164V163H217ZM264 164V163H263ZM30 165V164H29ZM59 165V164H58ZM65 165H67V164H65ZM89 165V164H88ZM96 165V164H95ZM99 165V164H98ZM111 165V164H110ZM157 165V164H156ZM158 165H159V163H158ZM161 165V164H160ZM163 165V164H162ZM161 165V166H162ZM173 165V164H172ZM171 165V166H172ZM182 165V164H181ZM190 165V164H189ZM244 165H246V164H244ZM255 165H257V164H255ZM254 165V166H255ZM259 165V164H258ZM34 166V165H33ZM32 166V167H33ZM39 166V165H38ZM40 166H41V164H40ZM45 166H46V164H45ZM83 166V165H82ZM97 166V165H96ZM108 166V165H107ZM166 166V165H165ZM171 166H167L166 168H170ZM174 166H175V164H174ZM192 166H193V164H192ZM207 166H209V165H207ZM15 167V166H14ZM43 167V166H42ZM89 167V166H88ZM109 167V166H108ZM150 168H151V165L149 166ZM176 167V166H175ZM204 168L206 167V165L205 166H203ZM259 167H260V165H259ZM46 168V167H45ZM51 168V167H50ZM92 168V167H91ZM97 168V167H96ZM105 168V167H104ZM128 168V167H127ZM156 168V167H155ZM251 168V167H250ZM258 168V167H257ZM35 169H36V166H35ZM47 169H49V167L47 168ZM83 169V168H82ZM94 169V168H93ZM237 169V168H236ZM259 169V168H258ZM29 170V169H28ZM66 170V169H65ZM87 170V169H86ZM85 170V171H86ZM90 170V169H89ZM120 170V169H119ZM128 170V169H127ZM161 170V169H160ZM165 170V169H164ZM171 170V169H170ZM174 170V169H173ZM175 170H177V169H175ZM174 170V171H175ZM193 170V169H192ZM196 170V169H195ZM210 170V169H209ZM212 170V169H211ZM213 170H214V167H213ZM243 170V169H242ZM241 170V171H242ZM261 170V169H260ZM38 171V170H37ZM51 171V170H50ZM68 171H70V170H68ZM95 171V170H94ZM97 171H98V169H97ZM149 171H150V169H149ZM157 171V170H156ZM163 171V170H162ZM191 171V170H190ZM200 171H201V169H200ZM199 171V172H200ZM234 171V170H233ZM252 171V170H251ZM263 171H264V169H263ZM30 172V171H29ZM39 172V171H38ZM52 172V171H51ZM61 172V171H60ZM63 172V171H62ZM61 172V173H62ZM83 172V171H82ZM161 172V171H160ZM167 172V171H166ZM179 172H181L180 170H179ZM189 172V171H188ZM196 172H198V171H196ZM208 172H210V171H208ZM44 173V172H43ZM60 173V174H61ZM73 173V172H72ZM125 173V172H124ZM146 173V172H145ZM153 173V172H152ZM182 173H184V171L182 172ZM194 173V172H193ZM192 173V174H193ZM222 173V172H221ZM232 173V172H231ZM236 173V172H235ZM234 173V174H235ZM238 173V172H237ZM241 173V172H240ZM41 174V173H40ZM48 174V173H47ZM79 174V173H78ZM89 174V173H88ZM99 174V173H98ZM132 174V173H131ZM141 174V173H140ZM156 174V173H155ZM158 174V173H157ZM185 174V173H184ZM183 174V176H185ZM195 174H197V173H195ZM206 174V173H205ZM209 174V173H208ZM225 174V173H224ZM242 174V173H241ZM244 174V173H243ZM257 174V173H256ZM32 175V174H31ZM83 175V174H82ZM90 175V174H89ZM92 175V174H91ZM146 175V174H145ZM165 175V174H164ZM169 175V174H168ZM167 175V176H168ZM181 175V174H180ZM210 175H212V174H210ZM228 175H230V174H228ZM41 176V175H40ZM75 176V175H74ZM78 176V175H77ZM76 176V177H77ZM87 176V175H86ZM150 176V175H149ZM155 176V175H154ZM163 176V175H162ZM166 176V175H165ZM175 176V175H174ZM177 176V175H176ZM195 176V175H194ZM218 176V175H217ZM233 176V175H232ZM234 176H237V175H234ZM33 177V176H32ZM45 177V176H44ZM79 177V176H78ZM82 177V176H81ZM85 177V176H84ZM89 177V176H88ZM88 177H86V178H88ZM95 177V176H94ZM104 177V176H103ZM130 177V176H129ZM158 177V176H157ZM160 177V176H159ZM180 177H182V175L180 176ZM199 177V176H198ZM239 177V176H238ZM242 177V176H241ZM43 178V177H42ZM54 178V177H53ZM63 178V177H62ZM65 179H66V177H64ZM116 178V177H115ZM140 178V177H139ZM170 178V177H169ZM168 178V179H169ZM183 178V177H182ZM214 178V177H213ZM216 178H220V176H218V177H216ZM216 178H215V180H216ZM229 179H230V177H228ZM40 179V178H39ZM52 179V178H51ZM75 179H77V178H74V180ZM82 179V178H81ZM89 179V178H88ZM88 179H86L87 181H88ZM91 179H92V177H91ZM94 179V178H93ZM100 179H102V177L100 178ZM105 179V178H104ZM130 179V178H129ZM142 179H143V177H142ZM156 179V178H155ZM158 179H160V178H158ZM171 180L173 179V178H170ZM181 179V178H180ZM202 179H203V177H202ZM211 179V178H210ZM224 179V178H223ZM232 179V178H231ZM42 180V179H41ZM40 180V181H41ZM45 180V179H44ZM69 180H71V179H69ZM79 180V179H78ZM83 180H85V179H83ZM157 180V179H156ZM182 180V179H181ZM204 180H205V178H204ZM241 180H243V179H241ZM56 181V180H55ZM66 181H67V179H66ZM82 181V180H81ZM80 181V182H81ZM146 181V180H145ZM149 181V180H148ZM159 181V180H158ZM188 181V180H187ZM209 181V180H208ZM214 181V180H213ZM260 181V180H259ZM258 181V182H259ZM52 182V181H51ZM71 182H73V181H71ZM98 182V181H97ZM121 182V181H120ZM153 182V181H152ZM161 182H162V179H161ZM169 182H172V181H169ZM183 182V181H182ZM207 181L205 180V183H206ZM216 182V181H215ZM218 182V181H217ZM219 182H221V181H219ZM225 182H227V181H225ZM235 182H237V184H239V182H238V180L237 181H235ZM44 183V182H43ZM55 184H56V182H54ZM79 183V182H78ZM107 183V182H106ZM148 183V182H147ZM151 183V182H150ZM181 183V182H180ZM200 183H201V181H200ZM204 183V182H203ZM208 183H210V181L208 182ZM207 183V184H208ZM231 183V182H230ZM230 183H228V185L227 186H229V184ZM234 183V182H233ZM241 183H244V182H241ZM246 183H250V182H246ZM246 183H245V185H246ZM81 184V188H83L82 187V185L84 184H82V183H80ZM96 184V183H95ZM131 184H133V183H131ZM140 184V183H139ZM146 184V183H145ZM154 184V183H153ZM153 184H151V185H153ZM168 184H170V183H168ZM167 184V185H168ZM199 184V183H198ZM198 184H196V185H198ZM214 184H217V183H214ZM251 184H252V182H251ZM48 185V184H47ZM46 185V186H47ZM51 185H52V183H51ZM147 185V184H146ZM160 185V184H159ZM162 185V184H161ZM160 185V186H161ZM163 185H166V184H164L163 183ZM178 185V184H177ZM200 185L201 184H199V187H200ZM218 185V184H217ZM216 185V186H217ZM222 185V184H221ZM255 185V184H254ZM253 185V186H254ZM264 185V184H263ZM53 186V185H52ZM51 186V187H52ZM58 186V185H57ZM63 186V185H62ZM73 186H75V184L73 183ZM78 186V188H79V185H77ZM108 186V185H107ZM138 186V185H137ZM148 186V185H147ZM159 186V187H160ZM186 186V185H185ZM202 186V185H201ZM219 186V185H218ZM231 186V185H230ZM233 186V185H232ZM7 187V186H6ZM38 187V186H37ZM56 187V186H55ZM90 187V186H89ZM149 187V186H148ZM158 187V186H157ZM165 187V186H164ZM168 188H169V185L167 186ZM198 187V186H197ZM203 187V186H202ZM211 187V186H210ZM210 187L209 188H207V187H204V189L206 188V189H210ZM246 187H248V186H246ZM256 187V186H255ZM45 188H47V187H45ZM54 188V187H53ZM74 188V187H73ZM145 188V187H144ZM154 188V187H153ZM162 187H160V189H161ZM167 188V189H168ZM236 188V187H235ZM244 189H242V191L244 192V190L246 189L245 187H243ZM252 188V187H251ZM261 188V187H260ZM48 190H50V187L49 188H47ZM58 189V188H57ZM136 189V188H135ZM143 189V188H142ZM148 189V188H147ZM155 189V188H154ZM157 189V188H156ZM164 189H166V188H164ZM233 189V188H232ZM255 189H257V188H255ZM263 189H264V186H263ZM262 189V190H263ZM51 190H53V189H51ZM77 190V189H76ZM84 190H86V189H83V191ZM125 190V189H124ZM136 190H138V189H136ZM214 190H216V188L214 189ZM236 190V189H235ZM262 190H260V192L262 191ZM165 191V190H164ZM173 191V190H172ZM174 191H176V190H174ZM209 191V190H208ZM234 191V190H233ZM245 191H247V190H245ZM251 191V190H250ZM47 192V191H46ZM71 192V191H70ZM73 192V191H72ZM71 192V193H72ZM81 192H82V190H81ZM95 192V191H94ZM147 192V191H146ZM152 192H154V191H152ZM162 192V191H161ZM167 192H170L169 190L167 191ZM183 192V191H182ZM199 192V191H198ZM216 192V191H215ZM221 192V191H220ZM235 192V191H234ZM236 192H240V190L239 191H236ZM249 192V191H248ZM258 192H259V189H258ZM262 192H264V191H262ZM44 193V192H43ZM67 193H69V192H67ZM71 193H69V195H70V197H72L73 195L71 194ZM92 193V192H91ZM101 193H103V192H101ZM121 193H123V192H121ZM140 193V192H139ZM138 193V194H139ZM158 193V192H157ZM166 193V192H165ZM174 193V192H173ZM189 193V192H188ZM195 193V192H194ZM209 193H210V191H209ZM212 193V192H211ZM210 193V194H211ZM246 193V192H245ZM251 193V192H250ZM78 194V193H77ZM128 194V193H127ZM141 194V193H140ZM156 194V193H155ZM162 194V193H161ZM167 194V193H166ZM208 194V193H207ZM210 194H208V195H210ZM218 194V193H217ZM221 194V193H220ZM244 194V193H243ZM68 195V196H69ZM74 195H76V194H74ZM117 195V194H116ZM120 195V194H119ZM168 195V194H167ZM172 195V194H171ZM177 195V194H176ZM193 195V194H192ZM196 195V194H195ZM203 195V194H202ZM212 195L214 196V194L212 193ZM216 195V194H215ZM223 195V194H222ZM86 196H87V194H86ZM85 195H84V197H86ZM154 195H152L151 197H153ZM166 196V195H165ZM169 196V195H168ZM187 196V195H186ZM211 196V195H210ZM212 196V197H213ZM217 196H219V195H217ZM246 196V195H245ZM247 196H249V195H247ZM251 196H253V195H251ZM263 196V195H262ZM58 197V196H57ZM56 197V198H57ZM67 197V196H66ZM88 197H89V195H88ZM120 197V196H119ZM121 197H124V196H121ZM126 197V196H125ZM154 197H156V196H154ZM153 197V198H154ZM179 197V196H178ZM185 197V196H184ZM209 197V196H208ZM230 197V196H229ZM237 197V196H236ZM239 197V196H238ZM241 197V196H240ZM259 197V196H258ZM261 197V196H260ZM77 198V197H76ZM150 198V197H149ZM157 198H158V195H157ZM160 198V197H159ZM162 198V197H161ZM169 198H171V197H169ZM175 198V197H174ZM215 198V197H214ZM218 198V197H217ZM216 198V199H217ZM220 198V197H219ZM218 198V199H219ZM244 198V197H243ZM249 198V197H248ZM13 199V198H12ZM53 199V198H52ZM67 199V198H66ZM69 199V198H68ZM79 199V198H78ZM81 199V198H80ZM82 199H83V197H82ZM81 199V200H82ZM138 199V198H137ZM156 199V198H155ZM207 199V198H206ZM239 199H241V198H239ZM246 199H247V197H246ZM260 199H262V197L260 198ZM65 200V199H64ZM63 200V201H64ZM76 200V199H75ZM85 200H86V198H85ZM85 200H84V202H85ZM115 200V199H114ZM151 200V199H150ZM158 200V199H157ZM166 199H164V201H165ZM201 200V199H200ZM200 200H199V202H200ZM223 200H224V198H223ZM238 200V199H237ZM5 201V200H4ZM59 201H61L60 199H59ZM63 201H61V202H63ZM74 201V200H73ZM72 201V202H73ZM128 201V200H127ZM137 201V200H136ZM153 201V200H152ZM160 201V200H159ZM184 201V200H183ZM195 201V200H194ZM219 201V200H218ZM259 201V200H258ZM8 202V201H7ZM79 202H82V201H79ZM78 202V203H79ZM119 202H120V200H119ZM154 202V201H153ZM156 202H158V201H156ZM155 202V203H156ZM170 203H172L171 201H169ZM168 202V203H169ZM179 202V201H178ZM188 201H186L185 203L186 204H188L187 203ZM217 202V201H216ZM225 202V201H224ZM234 202V201H233ZM244 202H245V200H244ZM243 202V203H244ZM257 202V201H256ZM65 203V202H64ZM63 203V204H64ZM74 203V202H73ZM75 203H77V202H75ZM159 203V202H158ZM162 203H163V201H162ZM161 203V204H162ZM165 203V206H166V202H164ZM181 203H182V201H181ZM201 203V202H200ZM240 203V202H239ZM242 203V202H241ZM248 203H249V201H248ZM247 203V204H248ZM80 204V203H79ZM86 204H89V203H86ZM131 204H133V203H131ZM145 204V203H144ZM147 204V203H146ZM212 204V203H211ZM252 204V203H251ZM40 205V204H39ZM70 206H72L71 204H69ZM75 205H77V204H75ZM84 205V204H83ZM151 205H154V204H151ZM159 205H160V203H159ZM164 205V204H163ZM178 205H180L179 203H178ZM188 205H190V204H188ZM193 205V204H192ZM197 205V204H196ZM254 205H256V203L254 204ZM254 205H253V207H254ZM259 205V204H258ZM66 206V205H65ZM86 206V205H85ZM88 206V205H87ZM90 206V205H89ZM92 206V205H91ZM91 206H90V209H92L91 208ZM94 206H95V204H94ZM102 206H104V205H102ZM101 206V207H102ZM128 206V205H127ZM130 206V205H129ZM138 206V205H137ZM147 206V205H146ZM155 206H156V204H155ZM161 206V205H160ZM165 206H163V207H165ZM167 206H168V204H167ZM197 206H199V205H197ZM197 206H195V207H197ZM201 206V205H200ZM219 206V205H218ZM220 206H223L222 204L220 205ZM227 206H228V204H227ZM240 207H241V205H239ZM248 206H249V204H248ZM260 206V205H259ZM261 206H262V204H261ZM264 206V205H263ZM9 207H11V206H9ZM67 207V206H66ZM76 207H79V206H76ZM75 207V208H76ZM83 207V206H82ZM172 207V206H171ZM170 207V208H171ZM175 207V206H174ZM174 207H172V208H174ZM184 207V206H183ZM182 207V208H183ZM186 207V206H185ZM193 207V206H192ZM202 207V206H201ZM208 207V206H207ZM210 207H213V206H211L210 205ZM238 207V206H237ZM245 207V206H244ZM250 207H252V205H250ZM34 208H35V206H34ZM37 208H38V206H37ZM72 208H73V210L75 211V208L72 206ZM86 208H88V207H86ZM85 208V209H86ZM117 208V207H116ZM138 208V207H137ZM145 208V207H144ZM155 208V207H154ZM160 208V207H159ZM158 208V209H159ZM169 208V207H168ZM181 208V207H180ZM187 208H188V206H187ZM191 208V207H190ZM221 208V207H220ZM226 208V207H225ZM224 208V209H225ZM230 208V207H229ZM255 208V207H254ZM21 209V208H20ZM26 208H24V210H25ZM27 209H28V207H27ZM30 209V208H29ZM31 209H32V207H31ZM78 209V208H77ZM81 209V208H80ZM83 209H84V207H83ZM132 209V208H131ZM135 209V208H134ZM133 209V210H134ZM147 209L149 210V208H148V206H147ZM157 209V210H158ZM160 209H162V208H160ZM165 209V208H164ZM195 209V208H194ZM205 209V208H204ZM215 209V208H214ZM231 209V208H230ZM257 209V208H256ZM263 209V208H262ZM33 210V209H32ZM31 210V211H32ZM127 210V209H126ZM129 210V209H128ZM138 210V209H137ZM136 210V211H137ZM192 210V209H191ZM191 210H189V211H191ZM201 210H203L202 208H201ZM228 210V209H227ZM246 210V209H245ZM27 211V210H26ZM29 211V210H28ZM40 211V210H39ZM38 211V212H39ZM71 211V210H70ZM83 211H86V210H83ZM82 211V212H83ZM121 212H122V210H120ZM123 211H124V209H123ZM130 211V210H129ZM152 211V210H151ZM154 211V210H153ZM162 211V210H161ZM164 211V210H163ZM210 211V210H209ZM231 211H232V209L230 210V213H231ZM243 211V210H242ZM254 211H256L255 209H254ZM23 212V211H22ZM77 212H80L79 210L77 211ZM89 212H90V210H89ZM102 212V211H101ZM118 212V211H117ZM125 212V211H124ZM124 212H122V213H124ZM141 212V211H140ZM178 212V209H177V211L175 212V213H177ZM212 212V211H211ZM214 212H215V210H214ZM214 212H212V213H214ZM228 213H229V211H227ZM246 212V211H245ZM244 212V213H245ZM263 212V211H262ZM4 213H6V212H4ZM25 213V211L23 212V214ZM34 213V212H33ZM41 213H43V211H41ZM86 213V212H85ZM84 213V214H85ZM94 213H96V211H94ZM94 213H92V214H94ZM105 212H103V214H104ZM113 213H114V211H113ZM128 213V212H127ZM131 213H133V211L131 212ZM137 213V212H136ZM147 213H148V211H147ZM151 213H153V212H151ZM151 213H149V214H151ZM154 213H156V212H154ZM168 213V212H167ZM171 213H172V211H171ZM175 213H173V214H175ZM180 213V212H179ZM179 213L178 214H175V215H179ZM199 213V212H198ZM197 213V214H198ZM201 213H202V211H201ZM200 213V214H201ZM210 213V212H209ZM216 213H218V211L216 212ZM229 213V214H230ZM233 213H235V211H233ZM252 213V212H251ZM2 214V213H1ZM80 214H81V212H80ZM91 214V215H92ZM101 214V213H100ZM145 214V213H144ZM158 214H159V212H158ZM160 214L161 215H163L162 214V212H160ZM189 215H190V213H188ZM203 214H204V212H203ZM221 214H223V213H221ZM220 214V215H221ZM227 214V213H226ZM225 214V215H226ZM228 214V215H229ZM238 214V213H237ZM249 214V213H248ZM258 214H260L259 212H258ZM257 214V215H258ZM15 215V214H14ZM31 215V214H30ZM82 215V214H81ZM111 215V214H110ZM114 215V214H113ZM116 215V214H115ZM118 215V214H117ZM147 215V214H146ZM153 215V214H152ZM155 215V214H154ZM167 215V214H166ZM189 215H188V217H189ZM205 215H206V213H205ZM211 215V214H210ZM214 215L215 216H217L215 213H214ZM214 215H213V217H214ZM224 215V216H225ZM233 215V214H232ZM232 215H230V217L232 216ZM236 215V214H235ZM250 215V214H249ZM19 216V215H18ZM24 216V215H23ZM26 216H27V214H26ZM32 216V215H31ZM80 216V215H79ZM88 216H90V215H88ZM96 216V215H95ZM156 216H158V215H156ZM171 216V215H170ZM172 216H174V215H172ZM182 216V215H181ZM199 216H202V215H199ZM238 217H239V215H237ZM251 216V215H250ZM249 216V217H250ZM254 216V215H253ZM6 217V216H5ZM21 217H22V215H21ZM30 217V216H29ZM34 217V216H33ZM77 217H78V215H77ZM93 217V216H92ZM101 217V216H100ZM106 217V215L103 217V218H105ZM113 217V216H112ZM116 217V216H115ZM135 217V216H134ZM149 216H147V218H148ZM159 217H162V216H159ZM167 217V216H166ZM165 217V219H167ZM193 217V216H192ZM205 217V216H204ZM255 217V216H254ZM254 217H252V218H254ZM13 218V217H12ZM96 218V217H95ZM94 218V219H95ZM110 218V217H109ZM125 218H126V216H125ZM141 218V217H140ZM146 217L144 218L145 220L147 219ZM156 218V217H155ZM162 218H164V217H162ZM179 218V217H178ZM208 218V217H207ZM226 218V217H225ZM225 218H223V220L221 221V222H223L224 220H225ZM229 218V217H228ZM241 218V217H240ZM244 218V217H243ZM247 218V217H246ZM8 219V218H7ZM21 219V218H20ZM19 219V220H20ZM28 219H30V218H28ZM32 219V218H31ZM34 219V218H33ZM49 219V218H48ZM81 219H82V217H81ZM80 219V220H81ZM87 219V218H86ZM111 219V218H110ZM116 219V218H115ZM119 219V218H118ZM128 219V218H127ZM149 219V218H148ZM147 219V220H148ZM153 219H154V217H153ZM168 219H170V218H168ZM167 219V220H168ZM172 219V218H171ZM170 219V220H171ZM182 219V218H181ZM180 219V220H181ZM184 219V218H183ZM182 219V220H183ZM194 219V218H193ZM203 218H201V220H202ZM210 219H211V217H210ZM213 219V218H212ZM211 219V220H212ZM215 219V218H214ZM222 219V218H221ZM16 220H17V218H16ZM36 220V219H35ZM39 220V219H38ZM79 220V219H78ZM83 220H85V217H84V219ZM99 220V219H98ZM103 220H105V219H103ZM113 220H114V217H113ZM123 220V219H122ZM125 220V219H124ZM140 220H142V218L140 219ZM139 220V221H140ZM147 220H146V222H147ZM155 220V219H154ZM167 220H165L164 222H166ZM174 220H176V219H174ZM191 220V219H190ZM201 220H199L200 222L199 223H201ZM205 220H206V217H205ZM211 220H208V221H211ZM216 220H218L217 218H216ZM241 220V219H240ZM239 220V221H240ZM245 220V219H244ZM257 220V219H256ZM10 221V220H9ZM22 221H24V220H22ZM34 221V220H33ZM115 221V220H114ZM126 221V220H125ZM133 221H134V219H133ZM135 221H137V219L135 220ZM134 221V222H135ZM143 221V220H142ZM149 221V220H148ZM152 221V220H151ZM161 221V220H160ZM162 221H163V219H162ZM162 221H161V223H162ZM185 221H186V219H185ZM228 221H231V218H230V220H228ZM232 221H233V219H232ZM251 221H253L254 222V220L252 219ZM251 221H249V222H251ZM258 221V220H257ZM11 222H12V219H11ZM30 222V221H29ZM76 222V221H75ZM85 222V221H84ZM92 222V221H91ZM94 222V221H93ZM98 222V221H97ZM103 222H105V221H103ZM138 222V221H137ZM146 222H144V223H146ZM156 223H157V219H156V221H155ZM169 222V221H168ZM173 222V221H172ZM175 222V221H174ZM177 222V221H176ZM182 222V221H181ZM187 222V221H186ZM194 222V221H193ZM203 222V221H202ZM213 222H214V220H213ZM212 222V223H213ZM224 222H227V220L226 221H224ZM223 222V223H224ZM243 222V221H242ZM248 222V221H247ZM248 222V223H249ZM26 223H28V222H26ZM33 223V222H32ZM124 223H126V222H124ZM130 223V222H129ZM141 223V222H140ZM153 223V222H152ZM178 223L179 222H177V225H178ZM185 223V222H184ZM232 223V222H231ZM244 223V222H243ZM77 224V223H76ZM90 224V223H89ZM98 224L100 225V223H97V226H96V223H95V227H94V225H91L90 226V228H92V227H94V232H95V236L93 237V239L92 240H89L90 239V237H92V236H90V237H88L89 239H87V238H85L84 239V241L82 240V241H79V242H76V243H72L73 244V247H72V252H73V254H74V259H75V261L77 262V263H80V264H88L91 260H93V258H95V256L99 253H96L97 251H99V250H97V251H95V249H97V247L99 246V244L101 243L102 244V242H100V241H102V240H100L99 238L101 237L99 234V230H97L98 229ZM106 224V223H105ZM115 224H116V222H115ZM135 224H136V222H135ZM135 224H133V225H135ZM148 224V223H147ZM146 224V225H147ZM158 224V226H159V223H157ZM214 224V223H213ZM233 224V223H232ZM239 224V223H238ZM240 224H241V221H240ZM245 224V223H244ZM255 224H256V222H255ZM103 225V224H102ZM109 225V224H108ZM126 225H128L127 223H126ZM131 225V224H130ZM132 225V226H133ZM137 225L139 226V224L137 223ZM144 225V224H143ZM150 225V224H149ZM153 225V224H152ZM155 225V224H154ZM162 225V224H161ZM165 225V224H164ZM168 225L170 226L171 224L170 223H168ZM192 225V224H191ZM195 226H196V224H194ZM199 225H201V224H199ZM205 225H206V223H205ZM207 225H209V224H207ZM225 225H227V224H225ZM247 227H248V225H247V223L245 224ZM250 225H253V223L251 224L250 223ZM21 226V225H20ZM19 226V227H20ZM106 226V225H105ZM118 226V225H117ZM117 226H115L116 228H117ZM136 226V225H135ZM134 226V227H135ZM137 226V227H138ZM163 226V225H162ZM167 226V225H166ZM181 226V225H180ZM202 226V225H201ZM219 226H220V224H219ZM231 226V225H230ZM254 226V225H253ZM112 227V226H111ZM122 227V226H121ZM131 227V226H130ZM140 227V226H139ZM145 227V226H144ZM150 227V226H149ZM168 227V226H167ZM178 227V226H177ZM184 227V226H183ZM197 227V226H196ZM199 227V226H198ZM210 227H212V225H210ZM235 227V226H234ZM250 227V226H249ZM248 227V228H249ZM258 227V226H257ZM49 228V227H48ZM77 228H80L78 225H77ZM100 228V227H99ZM105 228V227H104ZM116 228L114 229V228H111V229H114L115 230V232L116 231H118V229L116 230ZM142 228V227H141ZM148 228V227H147ZM205 228V227H204ZM208 228V227H207ZM223 228H225V227H223ZM264 228V227H263ZM43 229V228H42ZM69 229V228H68ZM103 229V227L102 228H100V231ZM125 229H126V226H125ZM132 229V228H131ZM135 229H137V228H135ZM140 229V228H139ZM153 229V228H152ZM155 229V228H154ZM176 229V228H175ZM185 229V228H184ZM183 229V230H184ZM188 228H186L185 230H187ZM212 229V228H211ZM67 230V229H66ZM78 230V229H77ZM105 230V229H104ZM138 230V229H137ZM156 230V229H155ZM154 230V231H155ZM163 230V229H162ZM170 230H172L171 228H170ZM200 230V229H199ZM205 230V229H204ZM220 230V229H219ZM227 230V229H226ZM232 230V229H231ZM239 230H241V229H239ZM258 229H256L255 231H257ZM69 231V230H68ZM68 231H66V232H68ZM120 231H121V229H120ZM120 231H118V232H120ZM127 231H128V229H126V233H127ZM145 231H147V230H145ZM149 231V230H148ZM203 231V230H202ZM216 231V230H215ZM215 231H213V233L215 232ZM233 231V230H232ZM238 231V230H237ZM50 232V231H49ZM80 232V231H79ZM111 233L113 232V230H111L110 231ZM122 232V231H121ZM120 232V233H121ZM133 232H135V231H133ZM138 231H136L135 232V234L134 233H130V244H131V246L128 248V247H126V249H121V248H114V245H115V243L113 242V240L111 239L112 237H110V238H107V242H106V244L104 243L103 244V249L100 251L101 253H100V256L99 257H101L102 256V260H101V264H164L165 262H166V260L168 261H170L171 262V264L173 263V261H178L177 260V257H175V256H171L170 255V249H169V247H164V248H161V249H156L155 248V244H153V245H151V243L148 241V240H146L145 239V237H144V239H143V237L142 238H140L139 236L140 235H137L136 233H137ZM142 232H144V231H142ZM141 232V233H142ZM149 232H151V231H149ZM153 232V231H152ZM164 232L166 233V230L164 229ZM169 232V231H168ZM167 232V233H168ZM172 232V231H171ZM171 232H170V234H171ZM183 232V231H182ZM189 232V231H188ZM219 232V231H218ZM240 232V231H239ZM238 232V233H239ZM254 232V231H253ZM44 233V232H43ZM69 233H70V231H69ZM69 233H67V234H69ZM81 233V232H80ZM102 233H104L103 231H102ZM125 233V234H126ZM181 233V232H180ZM189 233H191V232H189ZM220 233V232H219ZM227 233V232H226ZM255 233V232H254ZM48 234V233H47ZM52 234V233H51ZM60 234H62V233H60ZM64 235L63 236H65V233H63ZM83 234V233H82ZM124 234V233H123ZM128 234V233H127ZM148 234H150V233H148ZM154 234V233H153ZM175 234H177V233H175ZM187 234V233H186ZM197 234V233H196ZM202 234V233H201ZM221 234V233H220ZM223 234V233H222ZM237 234V233H236ZM256 234V233H255ZM255 234H254V236H255ZM30 235V234H29ZM44 235H45V233H44ZM53 235V234H52ZM55 235V234H54ZM74 235V234H73ZM102 235V234H101ZM104 235V234H103ZM114 235V234H113ZM112 235V236H113ZM143 235V234H142ZM145 235H147V234H145ZM212 235V234H211ZM217 235V234H216ZM239 235V234H238ZM241 235V234H240ZM245 235V234H244ZM257 235V234H256ZM68 236H71L72 237V235H68ZM82 236V235H81ZM89 236V235H88ZM144 236V235H143ZM194 236V235H193ZM202 236V235H201ZM226 236V235H225ZM40 237V236H39ZM46 237H47V235H46ZM62 237V236H61ZM74 237V236H73ZM97 237H99V238H97ZM114 237V236H113ZM123 237V236H122ZM153 237V236H152ZM167 237V236H166ZM170 237V236H169ZM205 237V236H204ZM203 237V238H204ZM217 237V236H216ZM229 237V236H228ZM237 237V236H236ZM246 237V236H245ZM258 237H259V235H258ZM59 238V237H58ZM65 238V237H64ZM63 238V239H64ZM70 238V237H69ZM68 238V239H69ZM77 238V237H76ZM116 238L117 239H119L117 236H116ZM154 238V237H153ZM160 238V237H159ZM174 238V237H173ZM184 238V237H183ZM218 238V237H217ZM223 238V237H222ZM222 238H221V240H222ZM241 238V237H240ZM249 238V237H248ZM250 238H254V237H250ZM51 239V238H50ZM63 239H62V241H63ZM68 239H66V241L68 240ZM74 239H75V237H74ZM73 239V240H74ZM79 239V238H78ZM106 239V238H105ZM114 239V241H115V238H113ZM127 239V238H126ZM152 239V238H151ZM165 239V238H164ZM167 240H168V237L166 238ZM189 239H191V238H188V241H189ZM231 239H233V238H231ZM237 239V238H236ZM236 239H235V241H236ZM56 240V239H55ZM70 240H72V239H70ZM128 240H129V238H128ZM153 240V239H152ZM158 240V239H157ZM186 240V239H185ZM201 240V239H200ZM205 240V239H204ZM203 240V241H204ZM241 240V239H240ZM76 241H77V239H76ZM154 241V240H153ZM161 241V240H160ZM171 241V240H170ZM193 241V240H192ZM212 241V240H211ZM226 241V240H225ZM224 241V242H225ZM238 241V240H237ZM244 241V240H243ZM60 242V241H59ZM58 242V243H59ZM68 242V241H67ZM72 242V241H71ZM74 242V241H73ZM118 242V241H117ZM126 242V241H125ZM155 242V241H154ZM179 242H180V240H179ZM182 242V241H181ZM185 242V241H184ZM201 242H202V240H201ZM213 242V241H212ZM219 242V241H218ZM223 242V243H224ZM251 242V241H250ZM62 243V242H61ZM127 243H129L128 241H127ZM158 243V242H157ZM171 242H169L168 244H170ZM234 243V242H233ZM240 243V242H239ZM244 243V242H243ZM63 244V243H62ZM164 244H166V243H164ZM182 244H184V243H181V245ZM213 244V243H212ZM220 244V243H219ZM246 244V243H245ZM248 244V243H247ZM252 244H254V242L252 243ZM251 244V245H252ZM121 245V244H120ZM123 245V244H122ZM161 245V244H160ZM163 245V244H162ZM179 245V244H178ZM189 245V244H188ZM203 245V244H202ZM209 245V244H208ZM240 246H241V244H239ZM251 245H250V247H251ZM257 245V244H256ZM65 246V245H64ZM70 246V245H69ZM156 246H158V245H156ZM198 246V245H197ZM216 246V245H215ZM222 247H223V245H221ZM226 246V245H225ZM230 246V245H229ZM249 246V245H248ZM116 247V246H115ZM178 247V246H177ZM177 247H175V248H177ZM184 247V246H183ZM193 247V246H192ZM202 247V246H201ZM205 247V246H204ZM233 247V246H232ZM66 248V247H65ZM68 248V247H67ZM99 248V247H98ZM125 248V247H124ZM128 248V249H127ZM191 248V247H190ZM198 248V247H197ZM197 248H195V249H197ZM203 248V247H202ZM206 248V247H205ZM240 248V247H239ZM252 248V247H251ZM36 249V248H35ZM38 249H40V247L38 248ZM194 249V248H193ZM194 249V250H195ZM204 249V248H203ZM234 249V248H233ZM241 249V248H240ZM253 249H255L256 250V248H253ZM185 250V249H184ZM186 250H187V248H186ZM198 250V249H197ZM217 250V249H216ZM219 250V249H218ZM229 249H226V251H228ZM235 250H237L238 251V249H235ZM190 251V250H189ZM211 251V250H210ZM221 251V250H220ZM226 251H225V253H226ZM244 251V250H243ZM256 252V251H255ZM258 252V251H257ZM256 252V253H257ZM173 253V252H172ZM184 253V252H183ZM190 253V252H189ZM58 254V253H57ZM61 254V253H60ZM123 254H128L129 255V257H127V260H122V259H120V256L122 255L123 256ZM188 254V253H187ZM192 254V253H191ZM197 254V253H196ZM206 254V253H205ZM216 254V253H215ZM242 254V253H241ZM246 254V253H245ZM42 255V254H41ZM67 255V254H66ZM65 255V256H66ZM173 255V254H172ZM183 255V254H182ZM198 255V254H197ZM210 255V254H209ZM213 255V254H212ZM222 255V254H221ZM233 255V254H232ZM243 255V254H242ZM249 255V254H248ZM257 255V254H256ZM263 255V254H262ZM64 256V257H65ZM69 256V255H68ZM180 256V255H179ZM204 256V255H203ZM218 256V255H217ZM234 256V255H233ZM241 256V255H240ZM251 256V255H250ZM71 257V256H70ZM98 257V256H97ZM98 257V258H99ZM124 257V256H123ZM182 257V256H181ZM211 257H213V256H211ZM210 257V258H211ZM215 257V256H214ZM214 257H213V259H214ZM220 257V256H219ZM228 257V256H227ZM226 257V258H227ZM248 257V256H247ZM246 257V258H247ZM122 258V257H121ZM209 258V259H210ZM216 258V257H215ZM253 258H254V255H253ZM252 258V259H253ZM10 259V258H9ZM61 259V258H60ZM64 259V258H63ZM73 259V258H72ZM185 259H186V257H185ZM212 259V258H211ZM62 260V259H61ZM97 260H99V259H97ZM199 260H202V259H199ZM247 260H249L248 258H247ZM257 260H258V258H257ZM10 261V260H9ZM73 261V260H72ZM168 261V262H169ZM186 261V260H185ZM205 261V260H204ZM256 261V260H255ZM74 262V261H73ZM190 262V261H189ZM193 262V261H192ZM199 262V261H198ZM217 262V261H216ZM248 262V261H247ZM249 262H251V261H249ZM11 263V262H10ZM63 263V262H62ZM194 263V262H193ZM208 263V262H207ZM68 264V263H67ZM96 264V263H95ZM168 264V263H167ZM170 264V263H169ZM206 264V263H205ZM245 264V263H244ZM251 264V263H250Z\"/></svg>",
    "mask_w": 264,
    "mask_h": 264
}]
</instances>
